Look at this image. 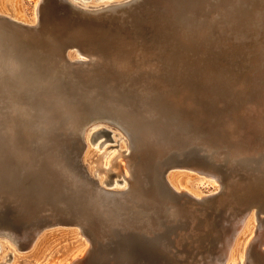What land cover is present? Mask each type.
<instances>
[{"label": "bare ground", "instance_id": "1", "mask_svg": "<svg viewBox=\"0 0 264 264\" xmlns=\"http://www.w3.org/2000/svg\"><path fill=\"white\" fill-rule=\"evenodd\" d=\"M39 1L27 20L12 1L0 0V213L19 220L0 218V264L32 246L34 259L16 263L81 264L96 239L103 248L110 237L126 242L132 260L160 264L164 250L182 256L173 225L189 224L184 238L196 237L198 214L205 215L184 202L195 205L207 193L194 190L188 174L170 173L184 167L176 163L233 167L264 157V40L248 52L261 55L253 76L214 63L216 49L233 38L234 51L254 33L264 38V0H148L166 31L151 44L99 23L140 0H58L77 24L51 21L45 32ZM72 143L74 157L67 155ZM133 154L140 158L134 170ZM94 158H104L103 168ZM201 173L220 188L219 173ZM262 198L228 203L238 211L224 221L226 241L203 264H262L251 259L254 247L264 251L256 211ZM21 222L30 226L18 232ZM206 225L202 236L213 231ZM57 226L77 229L39 239ZM70 236L77 240L65 243ZM118 241L116 257H126Z\"/></svg>", "mask_w": 264, "mask_h": 264}, {"label": "rangeland", "instance_id": "2", "mask_svg": "<svg viewBox=\"0 0 264 264\" xmlns=\"http://www.w3.org/2000/svg\"><path fill=\"white\" fill-rule=\"evenodd\" d=\"M10 1H12L14 3L16 10H17L16 12H19L21 14V16H23L22 18H25L27 20H30L31 18H33L32 15L34 12V5H35L36 1H38V0H10ZM203 1H206V0H203ZM139 2H141V3L136 5V7L132 8L131 10H128L125 14H117V15H114L111 17L102 18L99 21V23L105 28H111V29L122 28L124 30L126 29V31H128V32H131V34L136 33L137 35H140L142 37V39H144L145 41H147L148 43L151 44L156 35H159V36L164 35L166 31H164L162 29V25L159 24V23H162L161 22V16L158 15L160 12L158 11V9H155V7L152 6L153 3H150L148 0H140ZM39 8L41 9L40 10L41 13H39V18L41 20V28L44 32L47 29L52 27L51 21H53L54 23H57V22H60L63 20H67L65 22L70 23L72 25L77 24L78 19H76V17H72L71 15H69L68 12H66V10L62 7V5H60L58 0H41ZM155 10H156V12H155ZM204 15H205V9L199 10V16L204 18L205 17ZM137 17H139V18L137 19ZM54 20H58V21H54ZM143 25H144V27H143ZM251 37L252 38L247 40V41L244 40L242 42L243 44L241 43L242 49L239 51H234V47L232 46L235 43L237 44L238 41L235 40L234 38L233 39L231 38L232 41L228 42L227 45L219 48V49H222V51H219V49H216V51H218L220 53V57L218 56L217 58H215L214 63H216V65L218 67H220L222 70H224L225 72H226V69H224L225 67L223 68V66L228 64L227 65L228 69H230L231 72L236 73L238 76H240V75L242 76L243 73L246 76H248L247 74L251 73L253 76L255 73H254V70H252V69H254V68L257 69L254 62L257 59H261L260 58L261 55L257 51L255 53H253L252 56H249L248 52L250 50L251 43L253 41H260L261 42L264 40V38H262V36L255 35V33ZM246 52H247V54H246ZM235 70H237V71H235ZM91 146L96 147L94 145H91ZM69 147H70L69 151H68L69 153L67 155L74 157V155H76L78 152V150H77L78 144L72 143V145H70ZM135 156L136 155L133 156L134 159L132 158V161H131V165L133 166V170L135 167H138V164L140 161V158L137 156L135 157ZM81 158H82V156H81ZM103 160H104V158H100L99 160H97V158H94V160H92V162L93 161L95 162V164H94L95 166L103 168L102 167ZM263 160H264V157L261 159H255V160H253L251 158H249V159L246 158L243 161H240L238 164L235 163L234 164L235 167L233 166L234 167V169H233V167H230V166L226 167L224 165V164H230L228 161L227 162L224 161V163L218 164V166H216V167L213 166V167L208 168L207 161H206V163H203V161L198 163V162H196V160H193L192 158H187L185 160H182L181 162L179 161L176 163L178 165H179V163H181L184 165V167H180V168H176V169L174 168V170L172 169L171 171H170V168L167 169L166 174L169 171H170V173H179V172L182 173L183 172V173L188 174L190 185L192 186V188L194 190H196L197 192L207 193L205 195L207 197H205L204 199H201L202 201L198 200V201H196V203L194 202L196 206L192 205V203L186 199L184 204L188 205V207L191 206L192 209H190V210L193 211V208L195 210L198 208L199 212L204 213V215H205V216H203L204 218H202V214H200L201 216L198 214L197 220L201 224H200V226H195L193 228L195 235L196 234L197 235H196V237L193 236V238H192V236H190L186 239V238H184L183 232H185L186 234L192 233V231L190 232V229H191L190 225L186 224L185 222H184L185 224H182L179 222L177 224H174L173 225L174 229L172 230V233L174 232V234H175L174 236H176L174 238H176V239L178 238L179 241L182 240L181 241L182 244L180 243L181 244L180 247L182 246L181 247L182 249L180 248V250L179 249L177 250V252L179 254H181L182 256H171V255L167 256L168 254H167L166 250L163 249L166 253V256L164 254V251H162V252L160 251L161 252L160 253L161 255L159 254L160 257L159 256L156 257L158 259L161 258V260L158 262L159 263L161 262L160 264H166V263L167 264H183V263L184 264H203L205 260L213 259L214 255L219 256L218 252L221 250V248H223V244L226 241L225 236H224L225 233H223V232H225L224 229L226 230L227 227L224 226V223H225L224 221L227 219H230L227 216V215H230L229 213L234 215V212L238 211V210L232 209V206H230L231 202H235L238 198L239 199H241V197L243 198V196L251 198L252 196L254 197L255 195H259L261 197L262 196L264 197V193H262V191L264 192V161ZM210 166H212V165H210ZM238 167H240V168H238ZM199 168L200 169L205 168V169L204 170L201 169L199 171L198 170ZM205 170H208L211 172L215 171L221 175L220 176L221 182L218 183V186L220 185V188L217 186L218 187L217 191L215 190V184L209 183L207 181V180L213 181V179H211L210 177L201 173L203 171L208 172ZM99 172H100L99 176L106 175V174L102 173L101 170ZM255 184H257V185H255ZM255 186H256V188H255ZM109 187L112 188V186H109ZM258 190H260V191H258ZM232 195H234V196L232 197ZM259 199H260V197H259ZM8 204L9 203H7V206H8ZM9 205L10 206H8V208H11L12 205L11 204H9ZM12 211H14V210H12ZM192 211H189V212H192ZM256 211H257V217H259V221L257 222V224L259 226L262 225V227L264 228V224H263L264 223V198H262V200H260L259 210L256 209ZM48 213L49 212L46 211L45 214H48ZM248 213L249 212H246L245 215H247ZM7 214H8V216H7ZM14 215H15V213L13 214L10 212H8V213L3 212V213H0V218H1V220H4V221L6 220L9 223L13 224V222L19 221V220H17V218H14ZM260 215H261V218H260ZM206 219H208V220H206ZM23 221H25V219ZM206 221H208V224ZM209 221H212V223H211L212 225L209 224ZM204 224L205 225L207 224L206 225L207 230H210V231L213 230L212 231L213 234L210 232L208 235H205V236H202L200 234V232L203 233ZM25 226L26 227L28 226L27 223L21 222V226H19L20 228L17 227V228H15V230H17L18 232H19V230H20V232H23L24 229L26 228ZM245 227L246 226H244V229H245ZM67 228H70V227L69 226L52 227V228L46 230L47 233L44 232L46 234L43 233L42 235H40L38 237H39V239L41 237H45L48 240L49 238L52 237V234H55L54 236H58V235H62V234H69V233L72 234L74 232V230L77 229L75 226H72V228H70V229H67ZM65 230H66V232H63ZM169 234L170 233H168L167 235H169ZM222 235H223V237H222ZM180 237H181V239H180ZM209 237H211V238H209ZM231 237H232V235H231ZM77 238L81 239L80 236ZM68 239L69 240L67 242H65L67 244L69 242L77 240V239H75V237H72V236H70ZM117 239L119 240L118 243L120 242L119 247H120V250L122 251V253H124L125 255L128 253L126 255V257L128 256L127 260H125L126 257H122V256L116 257L117 252H116V249H114V248H115V246H117L115 243L117 241ZM117 239L110 237L107 241H105V247H103V248H101L99 246L100 242L96 239L94 242L95 245L92 246L91 250L89 251L90 254L88 253L86 255L87 257L85 256L86 259H84L85 257L83 258V261H81V264H84V263L85 264H108L109 262H110L109 264H152V263L148 262V260L146 258H143L144 256H137V257H135L134 260H132L131 256H129L130 254H132V253H129V252H131V249H130V251H126L127 250L126 242L124 240H121V238H117ZM81 240L83 241V239H81ZM183 241H184V243H183ZM221 243H222V245H221ZM35 244H34V247H35ZM77 244H79V243H76V245ZM31 245H33V243ZM60 247L61 246H59L57 248H60ZM258 248L254 247L252 249V254L254 256H251V259L254 260L255 262L259 261L260 263L264 264V260H262V259H264L263 256L256 257V255L260 254L261 252L264 254V251L261 250L260 248L258 250ZM33 249L34 248L32 246L26 250H23L21 253H17V257H14L11 261H8L9 263L7 262L6 264H24V263H21L23 260L27 259V261H30V260L34 259L33 258L34 257L33 256ZM94 249H96L98 251H95ZM141 249H142V246H139L138 251L141 252ZM100 251H101V255H99ZM104 251H105V255H104ZM91 254H92V256H91ZM102 254L104 256H102ZM113 254H114V256H112ZM125 255H123V256H125ZM101 257H103V258H101ZM104 257L107 258L108 260H105ZM120 257L123 259H121ZM116 258H117V260H116ZM18 259L21 262L16 263V261H18ZM201 259H203V261H201ZM162 260H164L166 263L163 262ZM106 261L107 262L109 261V262L107 263ZM150 261H152V260H150Z\"/></svg>", "mask_w": 264, "mask_h": 264}]
</instances>
